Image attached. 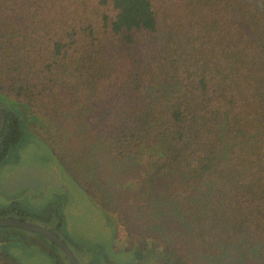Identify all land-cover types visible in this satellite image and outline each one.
Listing matches in <instances>:
<instances>
[{
	"label": "trees",
	"instance_id": "obj_1",
	"mask_svg": "<svg viewBox=\"0 0 264 264\" xmlns=\"http://www.w3.org/2000/svg\"><path fill=\"white\" fill-rule=\"evenodd\" d=\"M0 97L58 129L85 112L89 144L121 166L151 151L142 191L165 172L182 175L200 195L185 209L176 203V217L207 244L249 242L264 264V0H0ZM8 107L0 156L20 128ZM43 128L58 161L94 193V158L77 170L82 161ZM128 241L130 264H190L157 230ZM0 264L21 263L0 250Z\"/></svg>",
	"mask_w": 264,
	"mask_h": 264
},
{
	"label": "rangeland",
	"instance_id": "obj_2",
	"mask_svg": "<svg viewBox=\"0 0 264 264\" xmlns=\"http://www.w3.org/2000/svg\"><path fill=\"white\" fill-rule=\"evenodd\" d=\"M22 111L23 106L20 113ZM35 115L33 121H26L25 126L37 128L47 143L49 141L43 127L49 129L55 149L69 155L70 161H82L77 164V170L85 172V167L81 165L85 166L86 154L94 158L91 168L93 179L89 180L94 193L82 189L68 176L66 178L70 183L67 192H57L52 186H48L45 192L24 187L13 193L5 192L2 183L14 164L27 166L54 161L50 145L37 136L26 134L25 141L16 150L17 158H13L12 151L0 161V204L8 205L14 200L22 210L28 211L30 219L37 222L41 221L37 217L38 213L51 212V223L60 220L57 231L77 255L79 264H130L136 254L133 249H126L128 234L135 236L138 231H142L145 236L154 230L180 242L190 264H262L257 263L259 255L252 251L253 245L249 242L207 244L198 239L192 222L176 217V203L185 209L189 199L200 195L198 189L185 184L182 175L165 172L152 183L149 193L142 191L141 181L149 178L155 170L151 151L145 150L129 164L121 166L99 147L89 144V134L85 131V112L81 113L82 123L67 117L63 122L59 121L62 126L59 129L55 121L47 120L41 113ZM99 197H105L110 208L98 203ZM8 215L17 216L14 210L9 211ZM0 249L21 264H68L65 254L57 245L30 229L0 226ZM137 254L138 259H141L144 252Z\"/></svg>",
	"mask_w": 264,
	"mask_h": 264
},
{
	"label": "flooded vegetation",
	"instance_id": "obj_3",
	"mask_svg": "<svg viewBox=\"0 0 264 264\" xmlns=\"http://www.w3.org/2000/svg\"><path fill=\"white\" fill-rule=\"evenodd\" d=\"M7 100H10V99H7L5 97H0V106L4 109V114H5L6 108H9L8 106H10L12 109L16 110V113L19 116V122H20V127L21 128H19L17 130H15V129L9 130L10 132L18 133V135H17L16 140L13 141L10 144V147L5 151V154L3 156H0V161L5 159L8 154L12 153V151H14L12 153L13 158L14 159L17 158L16 150H17V148H20L21 145L23 144V142L25 141V135L26 134H28V135L30 134V135H33L35 137L37 136V137L43 139L42 136L37 131H34V129L27 128L25 126L26 121H28V120L29 121H33L34 119L31 120V118L29 117L30 113L24 114L23 111H22V113H20V109H22V106L25 108L24 104H22L21 102H16V101H14V99H11L12 102L11 101H7ZM4 122H5V115H4ZM1 131H2V129H1ZM1 131H0V133H1ZM13 136H15V135H13ZM43 141L49 146V144L47 143V141L45 139H43ZM49 148H50V146H49ZM51 154H52V157H53L54 161H50V162L43 161L42 163H33V164H30V165H27V166H22L23 164L21 166L20 165L16 166L14 164L12 169H10L9 172L5 175V177H4L5 180L3 181L2 186L5 187L4 182L12 174H14V173H16V172H18L20 170H24L25 168L35 167L36 165H41V166H43V167H45L47 169H52V170L55 169V170H57L58 176H59L58 182H51V183L46 184L44 190H34L30 185H27V184L26 185L17 186V183L15 182V183H11L8 186H6L4 188L5 189L4 191L7 192V193H13V192L17 191L18 189H20L21 187H24V188H28V189H30L32 191H35V192H45L48 189V186H52L57 192H58V190H60V191L63 190L65 192H67L68 191V187H69V183H70V182L67 181L68 180V178H66L67 176L73 182H75L76 184L81 186L78 183V181L75 179V177L71 174L70 170H68L60 161H58L57 156L52 151H51ZM29 180L33 181V183H34V185L36 187L41 188L40 183H42V176H40L39 174L33 175V176L30 177ZM24 181H25V179H24ZM81 188L85 189L82 186H81ZM51 192H55V191L52 190ZM0 205H2V206H0V208H4L6 210V211H4L3 215H0V217H11V218H15V219H27V220H30V221H33V222H37V221H34V220L30 219L28 217V211L22 210V208L19 206V204L16 203L14 200L12 202H10V204H8V205H4V204H0ZM13 210L15 211L17 216H9L8 215L9 211H13ZM37 217H39L41 219V221L37 222V223H40V224H43V225L47 226L49 229L53 230L57 235L60 236V234L58 233L57 229L60 228L61 222L58 219L56 222L51 223V221H50V219H52L51 212L44 213V214L43 213H38ZM49 225H51V226H49ZM9 226H11V225H9ZM19 228H21V227H19ZM37 233H39V232H37ZM39 234H41V233H39ZM41 235H43V234H41ZM44 237H46V236H44ZM46 238L49 239L48 237H46ZM50 241H52V240H50ZM52 242H54V241H52ZM64 242H65V240H64ZM54 244L57 245L63 251V253L65 254V257L67 258L68 264H70V258L68 256V254L58 244H56L55 242H54ZM0 250H3V249H0ZM76 257H77V255H76ZM77 259H78V257H77ZM78 262H79V260H78Z\"/></svg>",
	"mask_w": 264,
	"mask_h": 264
},
{
	"label": "water",
	"instance_id": "obj_4",
	"mask_svg": "<svg viewBox=\"0 0 264 264\" xmlns=\"http://www.w3.org/2000/svg\"><path fill=\"white\" fill-rule=\"evenodd\" d=\"M4 109L0 106V131L4 124ZM39 174L42 176V183H40L41 188L36 187L33 181H30V177ZM58 172L55 169H47L41 165H36L32 168H25L14 174H12L5 182V187L11 183H17V186L30 185L34 190H44L45 185L51 182H58ZM25 179V181H24ZM29 180V181H28ZM11 225L16 227H21L25 229L34 230L48 237L50 240L58 244L69 256L70 264H79L78 259L74 251L68 246L64 240L57 235L53 230L49 229L47 226L33 222L27 219H15L11 217H0V226Z\"/></svg>",
	"mask_w": 264,
	"mask_h": 264
}]
</instances>
